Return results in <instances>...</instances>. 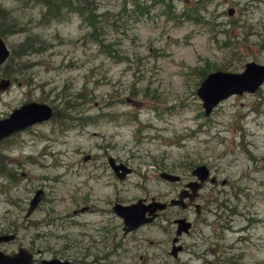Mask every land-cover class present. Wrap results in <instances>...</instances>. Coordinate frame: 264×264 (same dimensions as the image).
Instances as JSON below:
<instances>
[{"label": "rangeland", "instance_id": "rangeland-1", "mask_svg": "<svg viewBox=\"0 0 264 264\" xmlns=\"http://www.w3.org/2000/svg\"><path fill=\"white\" fill-rule=\"evenodd\" d=\"M138 1L95 0L102 46L76 12L44 22L39 4L0 0L21 22L3 37L9 49L25 36L38 47L10 60L0 117L27 100L53 107L48 119L0 142L14 176L0 174V233L15 234L0 250L80 244L97 264H264V81L208 114L196 94L203 68L264 62V0ZM194 1L199 21L183 15ZM107 155L131 172L117 178ZM198 163L217 177L201 190V199L214 198L205 211L171 206L155 224L122 233L114 201L168 199ZM161 170L182 179L164 180ZM36 188L42 200L25 216ZM83 204L88 209L73 213ZM178 214L192 225L172 257L170 221Z\"/></svg>", "mask_w": 264, "mask_h": 264}, {"label": "water", "instance_id": "water-1", "mask_svg": "<svg viewBox=\"0 0 264 264\" xmlns=\"http://www.w3.org/2000/svg\"><path fill=\"white\" fill-rule=\"evenodd\" d=\"M232 10L229 9L230 13ZM10 49L5 39L0 36V64H2L9 56ZM264 81V62L255 60H247L244 62L243 68L240 71H229L223 69H213L205 74L196 88V94L201 99L204 114H208L212 108L223 98L230 94H240L242 92H253ZM10 84L9 77H0V89H4ZM52 106L43 101L27 100L20 103L18 106L5 116L0 117V141L12 134L15 131L21 130L33 123L48 119L52 115ZM108 164L112 171L122 178L130 171V167L122 161H115L114 157L109 155ZM195 176L194 179L187 182L186 187L178 192V196L171 198L170 204H178L185 206L183 198L188 192L189 200L196 195L197 189L201 185V181L208 174V167L204 163H198L190 170ZM159 176L164 180L175 181L179 179V174L167 170L159 171ZM191 191V192H189ZM43 190L35 189L29 199L25 214H30L37 203L41 199ZM165 202L159 200H150L144 203L142 198H138L130 203H122L116 201L112 208L119 216L122 217L124 230L133 229L139 224L150 221L156 209H161L165 206ZM148 211V215L145 212ZM176 223L175 236L172 238V246L170 254L173 257L181 250L182 246L178 243V238L182 231H186L190 222L185 217L179 216L174 219ZM13 232L0 233V243L7 242L14 238ZM33 261V256L24 247H20L13 253H4L0 250V264H30ZM45 264H58L55 259L44 260Z\"/></svg>", "mask_w": 264, "mask_h": 264}, {"label": "trees", "instance_id": "trees-1", "mask_svg": "<svg viewBox=\"0 0 264 264\" xmlns=\"http://www.w3.org/2000/svg\"><path fill=\"white\" fill-rule=\"evenodd\" d=\"M20 3H33L39 4L41 6L39 18L41 21L48 22L53 19H59L63 16L64 13L68 11L76 12L85 18L90 24L92 30L89 31L90 37H92L95 41H98L99 44L104 46L102 38H100L99 33L104 32L103 29H98L96 27L97 21V4L95 0H16ZM149 1H160L170 7V3L172 0H149ZM200 3V2H199ZM136 7H140L142 4L139 3L138 0H135ZM198 1H194V3L190 6L186 7V11L183 12L186 17L191 19L200 20V15H198ZM197 13V14H196ZM20 21L16 16L12 15V11L10 8H5L0 6V36L4 37L8 34L15 32L20 26ZM225 43V42H224ZM20 44V45H19ZM19 47L12 48L10 50V54L3 63V66L0 65V73L1 76L10 77L13 71V66L10 64V60L13 59L14 56H21L22 54H26L30 51H36L38 47L32 46L33 42L30 41V36H25V39L19 43ZM219 69V68H217ZM208 68H203L200 72L203 76L207 73ZM209 72V71H208ZM57 111V108H55ZM55 111V112H56ZM54 112V113H55ZM62 119H68L66 115L62 116ZM2 156V155H0ZM187 166V165H186ZM190 167V166H189ZM191 168V167H190ZM0 174H5L9 176L11 179L14 178L11 173V169L5 165V162L0 157Z\"/></svg>", "mask_w": 264, "mask_h": 264}, {"label": "flooded vegetation", "instance_id": "flooded-vegetation-1", "mask_svg": "<svg viewBox=\"0 0 264 264\" xmlns=\"http://www.w3.org/2000/svg\"><path fill=\"white\" fill-rule=\"evenodd\" d=\"M53 109V108H52ZM53 111V110H52ZM109 155L106 156V160H107V164H108V157ZM115 161H121V160H118L116 158H114ZM123 162V161H122ZM126 164V162H124ZM109 165V164H108ZM128 165V164H127ZM129 166V165H128ZM110 167V166H109ZM130 167V166H129ZM208 167V166H207ZM130 171L132 170V167H130ZM111 169V168H110ZM191 170V169H190ZM112 171V169H111ZM113 172V171H112ZM128 172V173H129ZM113 174L119 178L114 172ZM190 177L183 183V185L181 184V186L178 188L177 192L174 194V195H170L169 198L167 199L166 196L165 197H162V196H150L149 198H146V197H140L143 199L144 203H147L149 202L150 200L154 199V200H159V201H163L165 202V206L161 209H156L155 211V215L154 217L150 220V221H145L141 224H139L137 227L133 228V229H129L127 231L124 230L123 226H124V223H123V219L121 220V229H122V233H127L129 231H132V230H135L143 225H146V224H155V222H157L158 219H160L162 216H166V210L168 207H171V206H178L180 208H188V207H191L193 206L195 211L196 212H200V211H205L206 210V205L208 204L209 201H211L212 199H214L213 197L212 198H208L206 197L205 199H201V190L202 188L206 185V182L209 181L213 184H216L217 183V177L216 175L212 174L210 172V169L208 167V174L206 175V177L201 181V185L200 187L197 189V192H196V195L193 199L189 200L188 198V192H185V196L183 198V202L185 204V206H180L178 204H170L168 201L171 199V198H174V197H177L178 196V192L182 189V188H185L186 187V184L187 182H189L190 180L194 179L195 176L191 173L190 171ZM127 175V173L122 177V178H119V179H123L125 176ZM181 178V176L179 175V179L175 180V181H179ZM169 181V180H168ZM221 183H226V180L225 178L224 179H221L219 180ZM172 182V181H170ZM37 189V188H36ZM42 189V188H41ZM43 190V189H42ZM35 191V190H34ZM191 192V191H189ZM34 193V192H33ZM43 194L44 192L42 193V196H41V199L39 200V202L37 203L36 207L38 206V204L40 203V201L42 200V197H43ZM32 196V195H31ZM31 198V197H30ZM29 198V199H30ZM138 199V198H137ZM29 202V200H28ZM116 201L113 202V204L115 203ZM113 204L111 205V208L113 206ZM35 207V208H36ZM89 205L87 204H83L82 206L78 207V208H74L72 211L73 213H76L77 211H81L83 209H88ZM34 208V209H35ZM27 209V208H26ZM113 210V208H112ZM230 210V208L228 209ZM114 211V210H113ZM115 212V211H114ZM117 214V213H116ZM29 215V214H28ZM118 215V214H117ZM145 215H148V211L145 212ZM25 216H27L25 214ZM179 216H183L186 218V216H184L183 214H178L176 215L170 222L172 225H175V228H176V223L174 221V219L176 217H179ZM121 217V216H120ZM122 218V217H121ZM186 220H188L190 222V225L188 227V229L186 231H182L184 233H189V230L191 229V225H192V222L186 218ZM214 230L216 232V234L220 235V230H218V223L217 222H214ZM221 226V225H220ZM175 231V230H174ZM181 232V233H182ZM14 237H15V234H13ZM41 235H35V238H40ZM14 238H12L13 240ZM11 241V240H10ZM171 246H172V239H171ZM182 246V245H181ZM22 247V246H19L17 248V250ZM28 252H30L33 256V261L32 263L30 264H45L43 261L44 260H50V259H55L58 261V264H97L96 260L98 258H95L94 260H92V253L89 249V247H86V245H80V244H74V245H61V246H51V245H30L28 247H24ZM171 248V247H170ZM16 250V251H17ZM182 250V248H181ZM180 250V251H181ZM68 251H70V254H68ZM216 251V249H215ZM3 252V251H2ZM15 251H12L11 253H13ZM5 253V252H4ZM10 254V253H8ZM48 254V258H45V255ZM36 256V257H35Z\"/></svg>", "mask_w": 264, "mask_h": 264}, {"label": "bare ground", "instance_id": "bare-ground-1", "mask_svg": "<svg viewBox=\"0 0 264 264\" xmlns=\"http://www.w3.org/2000/svg\"><path fill=\"white\" fill-rule=\"evenodd\" d=\"M4 62H5V61H4ZM4 62H3V63H4ZM3 63H2V64H3ZM245 92H246V91H245ZM52 108H53V107H52ZM52 110H53V109H52ZM52 114H53V113H52ZM51 116H52V115H51ZM13 133H14V132H13ZM3 139H4V138H3ZM1 141H2V140H1ZM1 141H0V142H1Z\"/></svg>", "mask_w": 264, "mask_h": 264}]
</instances>
